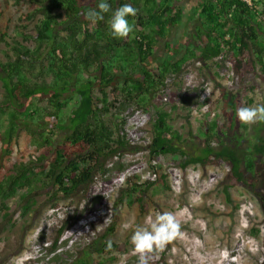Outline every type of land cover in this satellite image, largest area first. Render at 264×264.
Wrapping results in <instances>:
<instances>
[{
    "label": "trees",
    "instance_id": "obj_1",
    "mask_svg": "<svg viewBox=\"0 0 264 264\" xmlns=\"http://www.w3.org/2000/svg\"><path fill=\"white\" fill-rule=\"evenodd\" d=\"M173 1L177 0H23L26 8L17 28L22 39H32L38 45L34 50L17 40L11 46L13 54H7L6 60L0 59V113L8 118L0 136V221L11 219L13 225L16 220L11 218L12 214L17 218L30 211L29 206L22 205L30 202L27 195L14 196L21 190L30 192L42 176L54 181L48 191L54 209L61 206L56 201L60 196L72 197L84 191L88 198L96 176L110 171L107 161L121 158L123 148L130 145L125 139L118 140V146L107 141L108 128L103 116L122 115L132 104L146 111L152 105L157 107L149 143L144 148L150 158L175 156L183 170L194 164L205 167L224 163L229 166L228 176L234 183H242L243 168L254 169V157L238 153L220 140L224 126L218 121L219 112L214 113L217 117L207 134L219 138L217 144L213 145L208 138L202 146L189 151L187 139L168 121L170 113L163 108L162 96L168 76L172 75L176 91L181 88L177 78L190 60L208 63L232 52L234 70L240 73L246 53L255 50L264 68V0H251V4L245 0H204L193 41L183 47L181 54L177 48H171L169 41L184 20L183 8ZM142 5L146 14L138 9ZM160 46L169 57H158ZM44 55L48 56L54 75L50 82L26 74L31 66L43 62ZM41 95L46 96V106L37 103ZM224 98L233 102L230 94L224 92ZM176 107L174 104L173 108ZM49 118L54 126L48 125ZM261 124L264 126V118ZM22 130L28 132L27 145L16 154L15 142ZM59 133L61 141L56 137ZM142 149L136 147L131 151ZM255 149L264 153L263 137H258ZM116 169L122 171L124 166L119 163ZM157 171L159 176L149 181L148 187L159 181L166 186L167 174L162 168ZM231 185L225 187L228 200ZM147 189L126 188V197L142 213L150 209ZM119 219L116 213L113 224L93 244L98 255H112L118 260L135 244L131 240H106ZM49 249H56V241ZM53 261L93 264L87 252L71 263L55 258Z\"/></svg>",
    "mask_w": 264,
    "mask_h": 264
},
{
    "label": "rangeland",
    "instance_id": "obj_2",
    "mask_svg": "<svg viewBox=\"0 0 264 264\" xmlns=\"http://www.w3.org/2000/svg\"><path fill=\"white\" fill-rule=\"evenodd\" d=\"M177 1L172 3L179 4ZM186 1L189 5L199 0ZM0 5V59L6 60L7 54H13L11 46L17 40L36 50L37 42L22 39L17 28V23H22L21 12L26 8L23 0H0ZM138 9L146 14L143 5ZM185 15L169 40L171 48H177L179 54L185 51L184 46L191 45L193 27L197 23V19L192 18L193 24L188 25L190 20H186ZM261 34L264 38V33ZM157 55L169 57L163 46L159 47ZM222 56L208 63L188 61L177 78L182 83L178 91L172 84V75L167 78L163 108L170 113V125L187 139L189 151L202 146L208 138L213 145L219 141L220 136L207 135L211 132L209 125L217 117L214 113L219 112L218 121L224 126L221 132L225 131L229 109L223 108L224 92L239 100L243 116L241 131L245 134H251L264 117L260 111L264 107V68L255 50L246 53L240 73L234 70L236 61L232 52ZM31 67L26 74L32 79L50 82L54 78L47 55L42 63ZM173 92H177V96H173ZM2 93L0 83V97ZM37 101L41 106L48 104L43 95ZM129 106L122 115L103 116L108 128L107 141L118 146V140L125 139L130 145L123 148L121 158L107 161L110 171L105 176H96L88 198L84 191L72 197L60 196L56 201L61 206L54 209L51 206L54 201L48 193L54 181L45 176L34 183L30 192L21 190L15 194L14 198L27 195L30 202L22 205L29 206L30 211L17 218L12 214L11 218L16 220L13 225L11 219L0 221V264H57L54 258L71 263L86 252L93 264H264V174L259 176L262 182L259 191L263 195L258 199L249 188L232 181L227 164L205 167L194 164L183 170L175 156L150 158L144 148L149 143L157 107L152 105L146 111L135 104ZM234 106L233 101L231 108ZM134 118L137 120L132 121ZM49 121L48 125L54 126L50 118ZM0 123L1 136L8 125L5 113H0ZM27 134L26 130L20 132L15 142L16 154L27 145ZM56 137L62 140L60 133ZM136 147L143 149L133 153L131 148ZM119 163L124 166L122 171L116 169ZM158 168L167 174L166 186L159 181L148 187L149 181L159 176ZM229 184H232L231 200L225 194ZM131 186L139 190L148 188V213H142L139 206L131 204L126 197V188ZM116 213L120 219L106 240L135 243L118 260L93 251V244L99 242L113 224ZM60 229L63 230L59 232ZM55 241L56 249L51 252L49 248Z\"/></svg>",
    "mask_w": 264,
    "mask_h": 264
},
{
    "label": "flooded vegetation",
    "instance_id": "obj_3",
    "mask_svg": "<svg viewBox=\"0 0 264 264\" xmlns=\"http://www.w3.org/2000/svg\"><path fill=\"white\" fill-rule=\"evenodd\" d=\"M236 65V64H235ZM262 66V65H261ZM263 67V66H262ZM231 98V97H229ZM233 99V100H232ZM232 101H234L235 106L233 109L231 108V102L225 101L223 104V108H228V124L225 127V131L220 132V140L224 141L227 145H229L232 149H236L238 153H244V155H249L254 157L255 167L253 170H248L243 168L244 171L242 185L246 186L251 190L253 195H256L258 199H262L263 193L260 190V175L264 174V153L257 152L255 149V144L258 140V137L264 138V126L261 124V120L264 117L260 118L257 126H254V130L251 134H245V132L241 131V124L243 123V116L240 115L241 105L236 96H232ZM260 111L264 113V107L260 108ZM264 115V114H263ZM262 168L261 171L256 170V168Z\"/></svg>",
    "mask_w": 264,
    "mask_h": 264
},
{
    "label": "crops",
    "instance_id": "obj_4",
    "mask_svg": "<svg viewBox=\"0 0 264 264\" xmlns=\"http://www.w3.org/2000/svg\"><path fill=\"white\" fill-rule=\"evenodd\" d=\"M185 1V3H183L182 4V2H183V0H178L177 2H179V6H181L182 8H183V11H184V15H185V13H186V15H185V19L186 20H190V19H197V23L195 24V26L193 27V29L195 30V28H196V25H198L199 24V21H198V19H199V12H200V10H201V8H200V4L204 1V0H199V1H197L196 2V4H186V0H184ZM170 3H171V1H169ZM196 21V20H195ZM188 25L189 24H191V20H190V22L189 23H187ZM193 24V23H192ZM191 24V25H192ZM185 27H186V25H185ZM186 30V29H185Z\"/></svg>",
    "mask_w": 264,
    "mask_h": 264
},
{
    "label": "built area",
    "instance_id": "obj_5",
    "mask_svg": "<svg viewBox=\"0 0 264 264\" xmlns=\"http://www.w3.org/2000/svg\"><path fill=\"white\" fill-rule=\"evenodd\" d=\"M245 1H247V2H249L250 4H251V2H250V0H245ZM221 57H223L222 55H219V56H217L216 58H221ZM195 86V85H194Z\"/></svg>",
    "mask_w": 264,
    "mask_h": 264
}]
</instances>
